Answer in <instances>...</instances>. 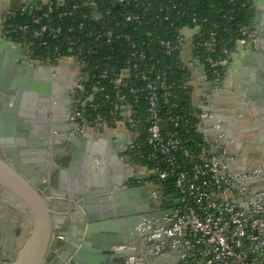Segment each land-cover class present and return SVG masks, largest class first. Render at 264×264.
Wrapping results in <instances>:
<instances>
[{
  "label": "built area",
  "instance_id": "2783aa9c",
  "mask_svg": "<svg viewBox=\"0 0 264 264\" xmlns=\"http://www.w3.org/2000/svg\"><path fill=\"white\" fill-rule=\"evenodd\" d=\"M255 1L246 4L253 9ZM135 6L151 10L143 0H136ZM159 6L163 18L170 19L165 14L168 9ZM15 11L29 20L7 24L14 11H6L0 16V35L20 45L28 60L66 67L78 79L70 90L75 99L70 116L73 132L109 134L122 141L120 157L152 176L146 184L174 179V192L150 191L157 210L169 208L175 193L180 204L171 214L155 218L166 227L147 219L139 225L138 231L147 235L134 243L135 253L126 264H264V191L254 192L248 184L258 179L257 185L263 186L264 171L232 173L229 156L213 145L204 129L205 121L215 116L210 97L224 91L221 68L232 64L234 50L256 41V30L243 24L241 37L231 48L219 37L215 23V29L202 33V23L195 17V25L177 29L179 38L173 40L168 33L154 36L142 30L152 21L145 14L128 12L119 21L113 9L102 8L98 0H25ZM77 15L83 20L66 25ZM88 22H95L100 30L86 32ZM128 27L132 29L125 31ZM139 33L144 37L141 43ZM122 41L129 49L125 64L89 62L90 56L113 51ZM152 42L165 56H173L168 68L183 65L188 73L171 81L167 72L150 64L145 45ZM197 48L205 53L203 61L195 55ZM103 60L111 61V55ZM187 91L195 96L189 104L179 100ZM191 132L203 135V142L193 140L190 145L186 134ZM144 240L153 242L148 252L141 248Z\"/></svg>",
  "mask_w": 264,
  "mask_h": 264
},
{
  "label": "water",
  "instance_id": "95a60500",
  "mask_svg": "<svg viewBox=\"0 0 264 264\" xmlns=\"http://www.w3.org/2000/svg\"><path fill=\"white\" fill-rule=\"evenodd\" d=\"M253 10L256 41L234 50L235 64L226 68L239 70L242 87L232 88L236 99L226 85L223 92L210 97L215 116L205 121L220 122L218 134L210 135L229 156L231 172L240 174L264 171V154L250 152L262 139L264 106L253 111L256 124L249 131L237 124V118L249 117L241 112L245 105L241 99L250 100L251 105L254 101L260 105L264 99V21L260 20L264 0H256ZM62 71L60 65L28 60L20 45L0 35V218L13 212L14 225L4 226L24 235L19 248L11 249L0 237V264H126L135 253L133 242L147 235L138 231L139 225L147 219L166 227L155 218L171 214L173 206L180 204L179 194L173 195L176 200L169 208L155 209L146 184L152 176L120 157L122 141L109 134L73 132V111L60 124L54 114L51 119L44 115L40 103L29 102L58 89L50 100L51 112L65 100L74 108L70 90L76 84H58ZM248 88L255 94L249 99L240 92ZM225 96L230 98L224 100L229 118L219 114L217 104ZM15 153L21 155L19 162ZM258 181H248L254 192L264 191ZM152 244L144 240L141 248Z\"/></svg>",
  "mask_w": 264,
  "mask_h": 264
},
{
  "label": "trees",
  "instance_id": "16d2710c",
  "mask_svg": "<svg viewBox=\"0 0 264 264\" xmlns=\"http://www.w3.org/2000/svg\"><path fill=\"white\" fill-rule=\"evenodd\" d=\"M101 3L102 8H112L115 16L119 21H123V18L128 12H135L140 15H146L148 19L152 21L147 24L146 28L142 30H150L154 33V36H165L168 33V37L173 40H178L177 29L182 27L192 28L195 23L193 18L197 17L198 21L202 23L203 32L207 33L212 29H215L214 23L219 26L218 35L221 39H225L229 42L231 48L234 47L236 39L241 37L240 28L243 24L253 27L252 19L254 17V10L251 8L252 4H246L249 0H143L146 3L150 4L151 10L145 11L144 8H138L135 6L136 0H127L130 1V4H115L113 0H98ZM163 4L168 11L165 14L169 13L170 19H164V12L160 11L159 4ZM246 4V5H245ZM13 16H9L6 23L7 24H18L29 20V16L22 14L19 11H14ZM159 15V16H158ZM158 16V18H157ZM206 19V21H205ZM83 20L81 15L73 17L71 20H67L68 23H78ZM89 27L86 32L91 29L100 30L99 25H96L95 22H88ZM254 28V27H253ZM131 27L125 29V31L131 30ZM141 30V31H142ZM168 30V31H167ZM143 34V32H142ZM139 33L137 39L139 42H143V35ZM142 37V38H141ZM198 35H196V38ZM149 49L151 59L150 64H154L158 69L164 70L167 72L171 81L178 80L180 75L183 73H188L189 70L183 65H174L171 69L168 68V65L173 64V56L167 57L163 54L162 48L157 43H151L150 45H145ZM128 44L124 41L115 45L114 50H104L100 51L99 54L92 55L89 57V62L92 64L101 62V63H110V62H120L125 64L129 55ZM105 55H111V61L103 60ZM195 55L203 61L205 58V53L202 49H195ZM206 70L211 74V69L206 67ZM226 68H221L222 77H225ZM132 80V79H131ZM161 94V93H160ZM195 99L190 91L181 93L179 95V100L184 103H192ZM193 107V105H192ZM198 110H201L198 108ZM187 138L191 141L189 142L192 145L194 142H203L204 136L191 132L186 134ZM162 189L166 194L174 192V179L169 178L165 181L160 182Z\"/></svg>",
  "mask_w": 264,
  "mask_h": 264
},
{
  "label": "crops",
  "instance_id": "0c3cea01",
  "mask_svg": "<svg viewBox=\"0 0 264 264\" xmlns=\"http://www.w3.org/2000/svg\"><path fill=\"white\" fill-rule=\"evenodd\" d=\"M24 1L25 0H19V2L16 3L13 0H8V2L4 3L0 0V16L4 15V13L6 11L18 10L22 6ZM242 57L243 56L240 57L241 62H243ZM234 64H235V61L233 58L232 64L227 68L233 67ZM230 70L231 71L226 70L225 77L222 81V87H223V89H225L224 86L226 85L227 86L226 91H229L230 94H232L233 96L236 97L237 95H236L235 91L232 90V88H235L236 90L239 91L240 87H242V85L240 84L239 78H238L239 70H236V71L235 70L232 71V69H230ZM248 81L253 82L250 78H248ZM240 92L244 93L248 97V99H249V97H252L255 95L250 88H248L247 90L240 91ZM224 100L225 99H222L223 102L217 103L218 108H219V114L222 117L226 116L227 118H229L228 114H226V111H228V110H227L226 103L224 102ZM259 101H260V105H258V103L256 101L252 102L253 104L251 105L250 100H247V102H246L245 99H241V102L245 103L244 109L242 108L241 112L249 114V117L244 116V117H242V119L237 118V124H241V128H243L244 130L249 131L250 130L249 128H252V126L254 124H256L255 121H253V119H252L253 117H255L253 111H258V109L260 108L259 106H262V107L264 106V99H263V101H261V100H259ZM210 105L213 108V105L211 103H210ZM202 107H207V105L202 106ZM217 123H220V122L218 121ZM215 124H216L215 121H213L212 124H210V125L207 123H204V129H205V133L207 134L208 138L213 142V145L217 149H219V145H216L214 143V140H213L212 136L210 135V133H217L218 134L217 128L215 127ZM261 133H262V139H261V141L256 142V147H253L252 149H250L251 153L258 151L259 153L264 154V129L261 130ZM248 134L253 135V133H251V132H249ZM14 157L19 162L21 155H20V153H15ZM1 206H2V203H0V208H1ZM9 212H10V210H9ZM11 213H13V212H11ZM3 214H5V213H3ZM10 218H11V214H9L7 216V218H3V217L0 218V237L3 240V244L4 245L6 244L9 247V249H11L13 246L19 248L21 242L23 241L24 235L22 233L20 234V232H17L13 229H9L7 226H4L5 224L6 225H9V224L14 225L13 221ZM135 242L136 241H134L133 243H135ZM140 244H142V243L140 242ZM144 249L146 252H148L147 248H144ZM152 261L155 262L154 260H152Z\"/></svg>",
  "mask_w": 264,
  "mask_h": 264
},
{
  "label": "flooded vegetation",
  "instance_id": "af4514ba",
  "mask_svg": "<svg viewBox=\"0 0 264 264\" xmlns=\"http://www.w3.org/2000/svg\"><path fill=\"white\" fill-rule=\"evenodd\" d=\"M260 20L264 21V17H261ZM56 81L58 84H61L63 86H68V85H75L77 83L78 79L76 76L71 74L70 69L64 67V71H62V74L60 76H58ZM57 91H58V89L56 91H54V90H52V91L50 90L49 92L46 91L40 97L41 99L38 100V99H34V97H32L31 99H29L30 100L29 102L30 103H33V102L40 103L42 105V111H44V113L46 112L44 115H46L49 119H51V117L54 114L55 120H57V122L62 124V122H65L68 115H70V113L73 111V105L68 100H65L60 105H58L57 109L56 110L54 109V113H52L49 104H50L51 98L54 97L55 95H57V93H58ZM225 97L223 99H225V100L230 99L228 96H225ZM226 107H227V110L229 111V108H228L229 106L226 105ZM42 111H41V113H42ZM138 183L139 182H136V183L134 182V184H138ZM15 217L16 216L13 213H11L10 219L12 221L16 220Z\"/></svg>",
  "mask_w": 264,
  "mask_h": 264
},
{
  "label": "rangeland",
  "instance_id": "374dc122",
  "mask_svg": "<svg viewBox=\"0 0 264 264\" xmlns=\"http://www.w3.org/2000/svg\"><path fill=\"white\" fill-rule=\"evenodd\" d=\"M1 1L4 2V3L8 2V0H1ZM13 1H15L16 3L19 2V0H13ZM147 187H148L149 190H163L162 189V185L160 183L159 184L148 183Z\"/></svg>",
  "mask_w": 264,
  "mask_h": 264
}]
</instances>
